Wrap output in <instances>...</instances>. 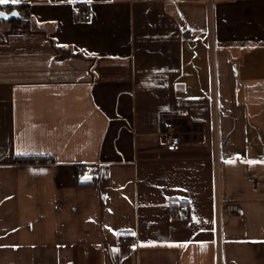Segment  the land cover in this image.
Masks as SVG:
<instances>
[{
    "label": "crops",
    "instance_id": "1",
    "mask_svg": "<svg viewBox=\"0 0 264 264\" xmlns=\"http://www.w3.org/2000/svg\"><path fill=\"white\" fill-rule=\"evenodd\" d=\"M2 6L0 264H264V0Z\"/></svg>",
    "mask_w": 264,
    "mask_h": 264
},
{
    "label": "built area",
    "instance_id": "2",
    "mask_svg": "<svg viewBox=\"0 0 264 264\" xmlns=\"http://www.w3.org/2000/svg\"><path fill=\"white\" fill-rule=\"evenodd\" d=\"M84 20H88L92 17V13L89 11L83 12L82 14ZM180 141L179 135L176 132L175 126L171 121L166 122V132H165V142L169 150L176 149L178 143ZM84 171V170H82ZM178 210L183 214L186 211L184 205H180ZM217 235L220 234V226H219V211L217 210ZM126 238L122 239V242H127Z\"/></svg>",
    "mask_w": 264,
    "mask_h": 264
},
{
    "label": "trees",
    "instance_id": "3",
    "mask_svg": "<svg viewBox=\"0 0 264 264\" xmlns=\"http://www.w3.org/2000/svg\"><path fill=\"white\" fill-rule=\"evenodd\" d=\"M15 8H16V7H3V6L0 7V9L5 10V11H7V12H10V11L14 10ZM16 10H18V12H19V14H20V17H18V18H14V19H16V20H21V19H23L24 17H26L27 14H28V12L25 11L23 8L21 9V8L17 7ZM31 160H32V158H26V159H24V161H31Z\"/></svg>",
    "mask_w": 264,
    "mask_h": 264
},
{
    "label": "snow or ice",
    "instance_id": "4",
    "mask_svg": "<svg viewBox=\"0 0 264 264\" xmlns=\"http://www.w3.org/2000/svg\"><path fill=\"white\" fill-rule=\"evenodd\" d=\"M19 2H20V0H0V5L9 4V3H11V4H18ZM12 15H16V13H12ZM0 17H2L4 19H7V17L4 16L3 13H0ZM249 163H255V162L249 161ZM85 179H88V177H85Z\"/></svg>",
    "mask_w": 264,
    "mask_h": 264
},
{
    "label": "water",
    "instance_id": "5",
    "mask_svg": "<svg viewBox=\"0 0 264 264\" xmlns=\"http://www.w3.org/2000/svg\"><path fill=\"white\" fill-rule=\"evenodd\" d=\"M0 13H3L4 16L7 17V19H4V18L0 17V19H3V20H10V19H13V18L20 17V14H19V12L17 10H12L10 12H7L5 10L0 9ZM12 13H16V15H12Z\"/></svg>",
    "mask_w": 264,
    "mask_h": 264
}]
</instances>
